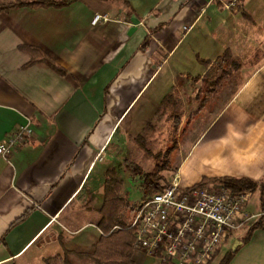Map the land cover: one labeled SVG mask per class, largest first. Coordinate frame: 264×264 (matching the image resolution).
<instances>
[{"label":"crops","instance_id":"1","mask_svg":"<svg viewBox=\"0 0 264 264\" xmlns=\"http://www.w3.org/2000/svg\"><path fill=\"white\" fill-rule=\"evenodd\" d=\"M123 1L0 12V141L20 127L32 130L7 158L0 156V264H47L64 248L90 247L101 233L98 194L109 169L97 164L102 153L143 129L173 88L190 87L196 96L194 77L208 70L197 57L213 60L229 47L238 58L259 33L242 7L264 12L254 0L233 7L225 6L229 0ZM42 52L64 71L39 59ZM256 66L227 103L187 120L171 179L189 186L204 176L264 178V58ZM93 198L96 208L88 204ZM247 209L255 214L251 221L264 214L248 202ZM84 211L98 218H84ZM250 225L220 246H238L228 264H264V229L241 241ZM133 257L135 264H161L142 252Z\"/></svg>","mask_w":264,"mask_h":264},{"label":"trees","instance_id":"2","mask_svg":"<svg viewBox=\"0 0 264 264\" xmlns=\"http://www.w3.org/2000/svg\"><path fill=\"white\" fill-rule=\"evenodd\" d=\"M72 1L73 0H0V12L21 6L33 8L49 6L62 7L70 4ZM124 1L128 2L127 0ZM242 13L243 16H247L248 14L245 10ZM21 47L27 49L28 46L25 47L21 45ZM34 50H36V48ZM39 59L45 60L60 72L64 71L63 67L43 52ZM197 59L200 63L208 66V70L202 76L194 77L196 80L200 79V84L197 87L195 96L197 106L191 115H194V112L200 114L201 112L199 109L205 107V105L215 108L217 100H221L224 92L228 93L227 103L241 88L252 72L258 68V66H255L251 72L243 76V62L233 54L229 47L213 60L200 57H197ZM34 60H36L35 57H33L32 61ZM168 103H173L174 105L178 104L174 88L164 97L163 104ZM171 116L170 133L175 134L182 122V114L178 110H174ZM135 140L137 144L143 148L145 153L152 155L154 160L153 167L149 170L142 171L132 160L124 158V162L127 168H133L135 178L140 180L139 188L144 197H146L160 190L167 182L166 172L175 171L177 167L172 164L167 157V150L161 152L160 150H153L148 145H144L145 138L142 135L137 136ZM200 182L221 183L233 191L245 190L250 193L258 191L261 208L262 211H264V178L253 180L247 177L204 176ZM121 188L122 181L115 176L114 169H107L106 179L104 181L103 204L99 208V218L96 222V226L101 233L90 248H64L63 255L47 258V264H135L133 257L135 253L133 246L134 235L130 227V219L136 209L137 202H133L122 195L120 192ZM26 213L27 212H25L24 215H26ZM256 228L264 229V214H261L259 218L251 223L248 231L241 238L242 243L247 242L251 238L252 232ZM237 249L238 246L229 248L222 255L218 264H228Z\"/></svg>","mask_w":264,"mask_h":264},{"label":"built area","instance_id":"3","mask_svg":"<svg viewBox=\"0 0 264 264\" xmlns=\"http://www.w3.org/2000/svg\"><path fill=\"white\" fill-rule=\"evenodd\" d=\"M239 3L229 0L225 6ZM161 64L155 62L156 70ZM31 131L23 126L1 140L0 156L7 158L16 145L27 141ZM249 196L248 191H233L221 183L183 186L170 179L137 201L130 219L134 249L161 264H208L225 238L255 217L247 209Z\"/></svg>","mask_w":264,"mask_h":264},{"label":"rangeland","instance_id":"4","mask_svg":"<svg viewBox=\"0 0 264 264\" xmlns=\"http://www.w3.org/2000/svg\"><path fill=\"white\" fill-rule=\"evenodd\" d=\"M7 1V0H3ZM243 1V0H240ZM122 2V1H120ZM124 3V1H123ZM241 3V2H240ZM242 5V4H241ZM246 5V3H245ZM126 10L128 11L129 7L126 5ZM254 9L257 10V12L264 9V0H254L253 1ZM242 12L245 10L244 7H242ZM248 14L247 16H243L246 21H249L251 25H257L258 27V34L251 36V38H254L255 41H251L250 48L248 46L246 48H240L237 52L238 59L243 62V68H242V75L246 76L249 72H251L255 66L262 61L264 58V16L258 17L262 14L255 16L251 11L245 10ZM258 17V18H257ZM258 48V49H257ZM178 104L173 105V103L170 104H164L163 108L159 113H157L151 121H149L143 129L134 130L133 132H127L124 134L123 142L116 144V141H113L109 147L108 150L104 153H102L103 159L102 161H98L97 164L99 166L106 164L107 168H113L115 172V176L117 178L121 179L122 181V188H121V194L124 195L127 199L137 202L139 199L143 198L144 195L142 194L139 184L140 180L135 178V173L133 171V168H127L124 158H128L135 162L138 167L142 171L149 170L154 165V160L152 158L151 154H147L144 152L143 148L138 145L135 141L132 140V137L139 132L142 134V136L145 138L144 145H148L153 150H160L161 152L168 151L167 157L171 161L172 164H174L177 160V146L179 145L180 140L183 139L184 133L186 131V128L188 127V119L190 117L195 118L197 116L203 115V119L207 116H210L211 112L214 110V107L211 108L205 105V107H202L199 109L201 112L199 115L194 112L193 116H190L188 113H192L197 106V102L194 100L195 91H192L191 88H183L182 91H179L176 93ZM228 98V93H225L222 95L221 100H217V104L220 105L226 99ZM215 103V105H216ZM217 105V106H218ZM216 106V108H218ZM174 110H178L182 114V123L185 124L181 127H179L178 131L175 134H171V122H172V116L171 113ZM190 118V120L192 119ZM193 121V120H192ZM171 147V148H170ZM168 148V149H167ZM108 154V155H107ZM107 157V158H106ZM99 166H97L93 173L91 174L90 180H92L96 174L99 171ZM167 181L171 178L168 175V172L166 173ZM103 189L100 190V193L98 194V200L103 199ZM259 192L254 191L250 193V196L248 198V206L253 211H258L261 209V204L259 200ZM95 198L91 199L88 204L91 206L93 205L94 208L98 205V202L94 203ZM84 218L91 219H97L98 214L94 211L86 212L84 211L82 213ZM254 219V218H253ZM252 219V220H253ZM252 223L253 221H249ZM92 228V227H89ZM88 229V228H86ZM235 244H229L228 246L219 247V249L216 251L212 259L208 264H218V261L222 257V255L227 251L228 248L233 247ZM228 247V248H227ZM82 249L84 247H81ZM90 248V247H88ZM87 248V249H88ZM136 253L140 254V251H135Z\"/></svg>","mask_w":264,"mask_h":264},{"label":"water","instance_id":"5","mask_svg":"<svg viewBox=\"0 0 264 264\" xmlns=\"http://www.w3.org/2000/svg\"><path fill=\"white\" fill-rule=\"evenodd\" d=\"M132 29H134V28H132ZM233 248H235V246Z\"/></svg>","mask_w":264,"mask_h":264}]
</instances>
